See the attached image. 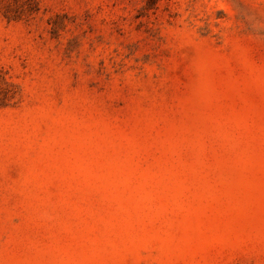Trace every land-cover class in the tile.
<instances>
[{"label":"rangeland","instance_id":"1","mask_svg":"<svg viewBox=\"0 0 264 264\" xmlns=\"http://www.w3.org/2000/svg\"><path fill=\"white\" fill-rule=\"evenodd\" d=\"M0 264H264V0H0Z\"/></svg>","mask_w":264,"mask_h":264}]
</instances>
